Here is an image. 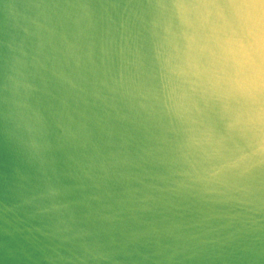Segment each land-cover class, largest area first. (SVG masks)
I'll list each match as a JSON object with an SVG mask.
<instances>
[{
    "label": "water",
    "instance_id": "obj_1",
    "mask_svg": "<svg viewBox=\"0 0 264 264\" xmlns=\"http://www.w3.org/2000/svg\"><path fill=\"white\" fill-rule=\"evenodd\" d=\"M0 264H264V0H0Z\"/></svg>",
    "mask_w": 264,
    "mask_h": 264
}]
</instances>
